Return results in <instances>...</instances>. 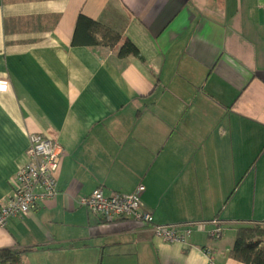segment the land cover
<instances>
[{
  "label": "crops",
  "instance_id": "0c3cea01",
  "mask_svg": "<svg viewBox=\"0 0 264 264\" xmlns=\"http://www.w3.org/2000/svg\"><path fill=\"white\" fill-rule=\"evenodd\" d=\"M139 51L72 46L79 14ZM63 154L58 194L0 227L21 264H245L241 223L264 220V0H0V203L30 134ZM154 223L218 219L184 247L80 205L131 193Z\"/></svg>",
  "mask_w": 264,
  "mask_h": 264
},
{
  "label": "built area",
  "instance_id": "2783aa9c",
  "mask_svg": "<svg viewBox=\"0 0 264 264\" xmlns=\"http://www.w3.org/2000/svg\"><path fill=\"white\" fill-rule=\"evenodd\" d=\"M62 154V147L55 138L39 133L29 135L25 152L26 162L15 174L16 185L11 196L0 203V227H5L13 218L33 211L39 202L57 196L55 172ZM144 190L145 187L141 182L131 193L106 194L102 187H97L88 196L80 199V205L104 221L132 220L148 227L155 238L184 247L189 245L196 226L204 230L211 225L207 231L211 239H218L223 234V222L216 218L194 223H154L151 213L141 202V194ZM241 224L264 227V220Z\"/></svg>",
  "mask_w": 264,
  "mask_h": 264
},
{
  "label": "trees",
  "instance_id": "16d2710c",
  "mask_svg": "<svg viewBox=\"0 0 264 264\" xmlns=\"http://www.w3.org/2000/svg\"><path fill=\"white\" fill-rule=\"evenodd\" d=\"M120 43L119 57L136 56L142 59L139 51L129 39L100 22L79 14L75 23L72 46H102L114 48ZM25 250L1 249L0 264H21ZM230 256L245 264H264V227L243 225L236 231V237L230 250Z\"/></svg>",
  "mask_w": 264,
  "mask_h": 264
}]
</instances>
